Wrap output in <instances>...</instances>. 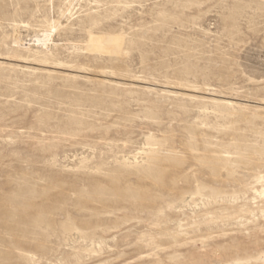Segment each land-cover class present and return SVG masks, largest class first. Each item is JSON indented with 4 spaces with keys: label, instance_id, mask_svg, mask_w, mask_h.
<instances>
[{
    "label": "rangeland",
    "instance_id": "rangeland-1",
    "mask_svg": "<svg viewBox=\"0 0 264 264\" xmlns=\"http://www.w3.org/2000/svg\"><path fill=\"white\" fill-rule=\"evenodd\" d=\"M0 264H264V0H0Z\"/></svg>",
    "mask_w": 264,
    "mask_h": 264
},
{
    "label": "bare ground",
    "instance_id": "bare-ground-1",
    "mask_svg": "<svg viewBox=\"0 0 264 264\" xmlns=\"http://www.w3.org/2000/svg\"><path fill=\"white\" fill-rule=\"evenodd\" d=\"M48 41H51V37L50 36H48V37L45 36L43 40L37 39L36 43H43L44 45H46V42H48Z\"/></svg>",
    "mask_w": 264,
    "mask_h": 264
}]
</instances>
